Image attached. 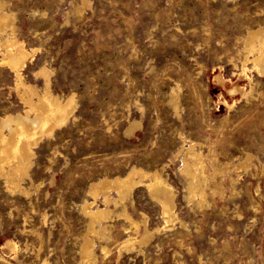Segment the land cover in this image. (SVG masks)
I'll return each instance as SVG.
<instances>
[{"label": "rangeland", "instance_id": "rangeland-1", "mask_svg": "<svg viewBox=\"0 0 264 264\" xmlns=\"http://www.w3.org/2000/svg\"><path fill=\"white\" fill-rule=\"evenodd\" d=\"M0 1L13 15L15 35L37 49L25 80L42 92L35 72L46 67L53 93L74 94L76 105L69 121L34 147L22 185L28 192L10 191L0 177V264H80L87 226L80 205L90 182L132 166L168 179L180 221L163 229L161 208L142 184L128 211L135 220L145 213L149 226L162 230L142 252L119 254L117 240L130 232L117 210L109 223L111 252L102 255L107 242L95 240L99 264H264V77L247 72L249 100L225 89H251L240 76L236 37L264 24V0ZM15 82V72L0 64V119L25 109ZM191 140L217 163L253 158L250 169L226 173L224 193L208 190L203 207L186 198L180 172ZM11 239L17 253L5 245Z\"/></svg>", "mask_w": 264, "mask_h": 264}, {"label": "bare ground", "instance_id": "bare-ground-1", "mask_svg": "<svg viewBox=\"0 0 264 264\" xmlns=\"http://www.w3.org/2000/svg\"><path fill=\"white\" fill-rule=\"evenodd\" d=\"M222 1L223 5L229 2L237 5L240 0ZM3 6L4 2L0 1V64H7L15 72V88L23 100L25 109L15 113L8 111L0 119V177L4 179L10 191L26 193L28 191L22 185L25 178L29 176L32 158L35 155L34 147L44 138L53 135L57 129L69 121L76 108L75 95L69 94L67 97L61 98L54 94L51 88V72L46 67L35 72L36 76L43 78L44 90L42 92L38 91L35 85L25 80L23 71L27 62L34 60L37 49L27 48L26 43L15 35L16 28L14 29L13 15L5 11ZM8 30L12 32L8 33ZM236 41L241 44L242 70L240 76L248 77L252 86L250 90H247L239 83H233L230 88L225 87V89L232 96L241 94L249 100L253 95L254 88L252 75H248L247 72L252 70V72L254 71L264 77V24L250 26L245 30L242 28V32L236 37ZM216 79L219 82H224L220 75H217ZM223 103L229 109L233 107L226 98L223 99ZM132 131L133 127H130L128 132L132 133ZM181 137L180 139L185 138ZM201 146L202 144L195 140H191L186 146L184 145L182 148L184 158L183 161L181 160L183 164L180 167L181 174L187 177L186 198L189 202L196 203L198 207L207 204L208 190L213 194L224 193L222 185L227 172L233 168L247 169L252 164L253 159L251 154L245 152L247 153L245 158L237 165L229 162L217 163L216 157L212 153L211 156H214V159L205 155ZM208 159L211 161L213 172H210L208 168L210 164L208 166L206 164ZM218 176L221 177L220 182L216 179ZM142 184L161 208L163 229L171 223L180 221L176 212L174 187L159 170L151 171L132 166L123 175L104 176L93 180L88 186L87 197L80 205V210L87 219L86 232L83 235L79 250L80 264L100 263V255L95 247L96 238L99 241L107 242V244H101L102 255L107 256L111 252L108 246V242L112 240V230H110L111 225L109 223L117 210H120L118 217H124L129 223L128 231L127 227L125 230L130 232L127 238L117 240L116 248L119 254L122 250L142 252V247L151 240L156 232L162 230L161 227L151 228L145 213H141L142 218L140 220H135L128 211V203L131 204V207L135 203L134 190ZM112 192L116 193L115 197L112 196ZM111 206H115V211L111 209ZM141 228L142 233L140 232ZM5 245L15 253L18 252L17 243L12 239L8 240ZM0 258L2 257L0 256ZM42 264H47V261L45 260Z\"/></svg>", "mask_w": 264, "mask_h": 264}]
</instances>
